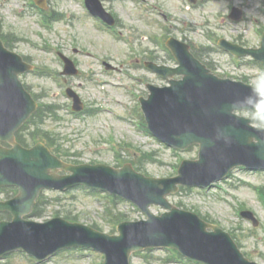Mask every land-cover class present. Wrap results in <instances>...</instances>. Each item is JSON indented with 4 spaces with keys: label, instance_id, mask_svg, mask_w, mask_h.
I'll use <instances>...</instances> for the list:
<instances>
[{
    "label": "rangeland",
    "instance_id": "1",
    "mask_svg": "<svg viewBox=\"0 0 264 264\" xmlns=\"http://www.w3.org/2000/svg\"><path fill=\"white\" fill-rule=\"evenodd\" d=\"M139 1L115 0L106 3V7L113 9L119 17L122 22V28L119 29L121 34L133 41L140 56L139 54L133 56L129 46L122 40H114L99 30L95 20L85 15L86 11L81 0H49L48 12L63 15L60 21L52 23L54 24L53 29H47L37 21L35 9L28 4L27 0H0V23H3L5 34H16L27 39V41L18 40L16 42L14 36L10 37L14 49L24 56L31 57L37 69L46 67L54 72L62 71L54 55L51 52L41 51L39 49L42 48L41 46L63 48L69 55H72V48L76 46L81 51H89L106 58L117 67L123 66L122 70L132 74L136 79L142 78L145 82L157 86H163V82L144 69H135V63H131V58L133 62H137L138 59L142 61L145 58L141 51L157 50L160 54V50L156 48L161 47L157 45L154 38L160 35L164 38L161 29L163 22L155 14L154 8L169 15L165 26L170 29L171 35L192 42L198 49L212 47L213 42L206 38L208 33L213 34L216 40L226 38L236 41L242 37L250 47H257L260 43L257 26L251 21L256 16L264 26V16L259 9L260 0H252L249 3L251 7L246 10L248 20L240 24L226 20L227 3L224 2L211 0L209 3L200 4L194 8L189 6L186 0H145L146 4ZM19 9L23 12L22 17L17 14ZM161 55L163 60L169 61L165 53ZM209 57L216 63L219 74L233 78L249 77V83L261 71H264L258 66L249 64V59H242L239 65H236L224 52L216 51ZM75 58L82 70V76L72 79L70 83L85 101L101 110L94 118H87L83 121V119L70 115L67 109L69 101L64 96V89L59 81L49 77H39L36 74L27 75L23 79L35 95L47 91L48 96L42 99L45 103H56L62 107L60 111L62 120L49 119L45 126L48 130L68 140L65 142L66 147H69L72 153L77 154L73 160L81 163L97 162L115 166V154L108 143L109 135H112L113 140L119 145L130 143L145 152H155L159 162L149 165L148 172L151 176L169 177L174 173V166L179 164V157L181 159L197 158L196 148L180 153L178 157L172 150L148 136L136 125L139 121L138 116L134 115L132 121L125 120V117L129 116V111L134 110L138 105L137 99L126 89L128 85L136 82V79H131L121 71L100 74V64L94 58H87L82 52ZM93 69L98 72L96 79L107 80V82L115 81L118 85L111 87L107 84L100 87L97 86L96 81L87 82L90 71ZM258 83L264 87V80ZM134 90L137 95L147 96L146 88L141 81L136 82ZM133 154L134 150H122V158L125 160L132 158ZM248 184L263 187L264 172L237 170L223 184L221 190L212 188L207 193L199 190L180 191L171 197L170 201L175 205L182 203L187 210L197 211L201 217L214 220L227 232H233L241 243L243 253L251 260L264 264V188L256 194V190L249 188ZM42 198L41 204L44 205L42 218H35L36 221L49 220L55 214L63 217L62 212L72 211L80 216L79 223L91 227L98 224L102 232L114 234L117 227L108 220L107 209L113 214H124L127 221L145 219V216L128 202L112 203L110 200L88 193L81 188L73 189L68 193L46 191ZM57 200L59 203H56ZM45 203L48 204L45 205ZM240 203L244 204L246 210L255 214L259 220L257 228H254L252 223L239 218L236 207ZM152 211L155 214L163 212L161 208H152ZM85 255L96 257L90 251L71 250L53 257L46 264H93V260ZM167 255L168 253L164 250H154L150 253L145 251L134 255L131 264H182L173 260L168 261ZM99 260L103 262V256L100 255ZM0 264L33 263L27 261L21 253H15L0 261Z\"/></svg>",
    "mask_w": 264,
    "mask_h": 264
},
{
    "label": "water",
    "instance_id": "2",
    "mask_svg": "<svg viewBox=\"0 0 264 264\" xmlns=\"http://www.w3.org/2000/svg\"><path fill=\"white\" fill-rule=\"evenodd\" d=\"M90 6L95 9L92 0ZM171 48L181 64L174 73L184 75V81L171 89H153V96L144 108L150 128L159 137L180 148L199 143L201 160L185 163L177 179L146 180L129 167L122 171L67 167L41 145L33 150L17 145L13 135L36 110V104L17 80L27 68L0 43V138L14 144L13 150L0 148V186L20 188L17 198L0 203V211H10L14 216L13 223H0V258L24 249L46 259L64 248L89 246L107 255L106 264H128L134 251L174 247L206 264H240L238 260L247 264L227 237L220 231L208 234L207 225L195 216L172 209V213L155 218L148 212L151 204L170 207L165 197L176 192L178 184L208 185L240 165L264 168V132H256L247 120L233 115L243 107L239 102L252 89L210 76L187 54L186 48L177 44ZM253 54L264 61V50ZM59 169L71 171L73 176L60 178L56 175ZM209 175L210 180L202 179ZM77 184L132 199L148 212L149 221L123 225L121 236L112 238L64 221L39 225L23 220L42 189H65Z\"/></svg>",
    "mask_w": 264,
    "mask_h": 264
},
{
    "label": "clouds",
    "instance_id": "3",
    "mask_svg": "<svg viewBox=\"0 0 264 264\" xmlns=\"http://www.w3.org/2000/svg\"><path fill=\"white\" fill-rule=\"evenodd\" d=\"M262 74L264 71H261L254 80L250 81L251 94L239 102L243 107L234 113L238 118L247 119L249 127L260 133L264 132V87L258 83V81L264 80ZM253 94L255 99H253Z\"/></svg>",
    "mask_w": 264,
    "mask_h": 264
}]
</instances>
